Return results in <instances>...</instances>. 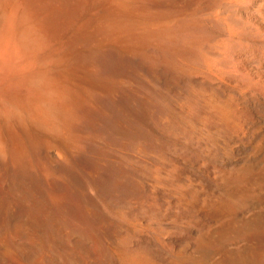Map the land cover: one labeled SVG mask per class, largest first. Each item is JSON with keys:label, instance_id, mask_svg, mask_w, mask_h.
I'll return each instance as SVG.
<instances>
[{"label": "rangeland", "instance_id": "374dc122", "mask_svg": "<svg viewBox=\"0 0 264 264\" xmlns=\"http://www.w3.org/2000/svg\"><path fill=\"white\" fill-rule=\"evenodd\" d=\"M10 14L0 264H264V0H0V34Z\"/></svg>", "mask_w": 264, "mask_h": 264}, {"label": "bare ground", "instance_id": "6f19581e", "mask_svg": "<svg viewBox=\"0 0 264 264\" xmlns=\"http://www.w3.org/2000/svg\"><path fill=\"white\" fill-rule=\"evenodd\" d=\"M55 11V10H54ZM12 14H13V12H11ZM55 13V12H54ZM54 13H52V14H54ZM12 14H10V16H9V19L7 20V22L5 23V25H4V27H3V31L1 32V34H0V82L1 81H4V80H6L7 79V77H8V74H7V72L5 71V70H2V68H3V66H4V64H5V62H4V60H3V56H2V54H3V50L5 49L4 48V46H5V44L4 43H6L7 42V40H5V39H7L8 37H9V34L11 33V28H12V24H13V15ZM48 17V16H47ZM263 48H264V46H263ZM115 58V57H114ZM114 58H112L111 59V61L110 62H113V59ZM117 58V57H116ZM115 61H117V60H115ZM122 62H123V60H121ZM120 61V62H121ZM118 62V61H117ZM124 62H126V61H124ZM119 66L118 67H121L120 66V64H118ZM116 67V66H115ZM114 67V69H120V68H115ZM139 67V66H138ZM113 68V67H112ZM121 69H122V67H121ZM120 69V70H121ZM126 69V68H125ZM124 70V69H123ZM126 73V72H125ZM15 74H17L16 72H15ZM165 74H167V72H165ZM14 75V74H13ZM127 75V74H126ZM130 75V74H129ZM138 79V78H137ZM167 80V79H166ZM144 86V85H143ZM145 88V87H144ZM145 90V89H144ZM153 90V89H152ZM152 95V94H151ZM120 103H121V101H120ZM114 104H111V106H113ZM116 105V104H115ZM118 105V104H117ZM118 106H120V107H118ZM118 106H116V109L114 110V108L113 109H111V111H113V115H114V117L112 118V120H109V119H106V122H105V128L107 127V129L108 128H110L111 130H115V131H117L118 133H120L121 131H122V127H123V121H125V118H124V116L122 117V108H123V102H122V104L120 105H118ZM128 111H130V108H128ZM94 112H96V111H94ZM100 113V112H99ZM101 115V114H100ZM93 116H95L96 117V114H94ZM106 116V115H105ZM110 116H107V118H109ZM98 120L100 119V118H102V115L101 116H99L98 115ZM98 126H100V125H98ZM103 126H101V128H102ZM100 127H99V129H101ZM102 129H104V128H102ZM144 129V127L143 126H141V125H138L137 124V131L135 132V134L134 135H139L140 134V132L142 131ZM105 132V131H104ZM117 132L116 133H114L113 132V134H117ZM110 133H112V131H110ZM109 135V134H108ZM127 135V134H126ZM110 137H112L113 138V136H110ZM111 138V139H112ZM110 139V138H109ZM114 139L116 140L117 138H115L114 137ZM118 165H120V164H118ZM122 166V165H121ZM138 184V183H137ZM140 185V184H139ZM141 186V185H140ZM134 187L136 188V185H134ZM145 190V189H144ZM136 193V192H135ZM145 194H146V191H145ZM144 194V195H145ZM124 196L125 195H127V194H123ZM136 196V195H135ZM217 203V206H220L221 208H223V209H225V208H227V207H229L231 204H228L227 203V200H225L223 197H222V200H221V198L220 199H217V201H216ZM231 203V202H230ZM206 205V204H205ZM207 205H208V207H209V210L211 211V213L213 212H215V199L213 200V199H211V200H209L208 201V203H207ZM45 220V223H47V225H46V227H45V234L48 236V238H50V241H61L62 239L61 238H59V235L57 234L58 232H59V228L56 226V221H55V218H53V219H46V218H44ZM89 224V223H88ZM38 240V239H37ZM73 242V240H71V243ZM71 243L70 244H67V246L71 249L72 248V245H71ZM75 243H76V245H77V242L75 241ZM75 245V246H76ZM58 247V246H57ZM51 248V247H50ZM58 248H60V247H58Z\"/></svg>", "mask_w": 264, "mask_h": 264}]
</instances>
